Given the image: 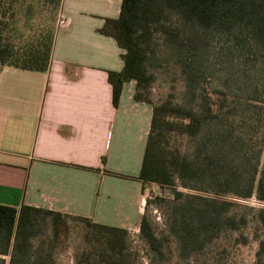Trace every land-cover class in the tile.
Masks as SVG:
<instances>
[{
	"label": "trees",
	"instance_id": "trees-1",
	"mask_svg": "<svg viewBox=\"0 0 264 264\" xmlns=\"http://www.w3.org/2000/svg\"><path fill=\"white\" fill-rule=\"evenodd\" d=\"M61 1L0 0V65L47 70L56 28L36 19L41 12L54 18ZM29 5L35 18L23 20ZM98 32L123 50L121 69L107 71L113 106L134 80L133 99L152 108L139 171L124 177L139 181L141 192L149 184L171 191L145 198L139 239L161 260L172 235L186 258L221 232L240 230L247 219L225 196L264 204V0H120L118 15ZM171 70L183 81V98L172 89L152 102L156 72ZM151 201L166 206L168 235L156 232L146 212ZM256 212L264 227V206ZM76 226L75 264H134L125 228L1 203L0 264H55Z\"/></svg>",
	"mask_w": 264,
	"mask_h": 264
},
{
	"label": "crops",
	"instance_id": "crops-1",
	"mask_svg": "<svg viewBox=\"0 0 264 264\" xmlns=\"http://www.w3.org/2000/svg\"><path fill=\"white\" fill-rule=\"evenodd\" d=\"M119 6L62 0L47 70L0 65L1 204L136 228L145 199L124 175L139 171L152 108L133 99L134 80L112 104L107 71L121 69L123 50L98 29Z\"/></svg>",
	"mask_w": 264,
	"mask_h": 264
},
{
	"label": "rangeland",
	"instance_id": "rangeland-1",
	"mask_svg": "<svg viewBox=\"0 0 264 264\" xmlns=\"http://www.w3.org/2000/svg\"><path fill=\"white\" fill-rule=\"evenodd\" d=\"M22 14L23 20L35 18V11H32V13L25 11ZM60 20V11L54 18H52V14L41 12L36 22L40 24L47 22L56 28ZM19 22L21 23L22 19ZM20 32L23 31L19 28L17 35ZM172 89L176 93V99L183 98L184 84L180 76L172 70L171 72L157 71L156 78L151 86L150 99L154 103L159 102ZM154 195L169 197L171 191L167 187L149 184L142 192L144 199ZM225 197L237 203L232 207V212L236 215H244L247 223L240 230L221 232L200 253H195L186 258L179 255L175 238L167 233L165 226L167 219L166 206L151 201L146 212L155 225L158 235H168V241L164 245L165 258L158 259L147 245L139 239L136 224V228L133 230L127 229L130 234V247L134 252V264H264V227L256 217V210L264 204L254 198L235 199L231 196ZM46 233L49 234L48 230H46ZM81 239L82 229L78 226L72 228L66 246L55 254V264H75L73 252Z\"/></svg>",
	"mask_w": 264,
	"mask_h": 264
},
{
	"label": "built area",
	"instance_id": "built-area-1",
	"mask_svg": "<svg viewBox=\"0 0 264 264\" xmlns=\"http://www.w3.org/2000/svg\"><path fill=\"white\" fill-rule=\"evenodd\" d=\"M60 22H62V20H60Z\"/></svg>",
	"mask_w": 264,
	"mask_h": 264
}]
</instances>
